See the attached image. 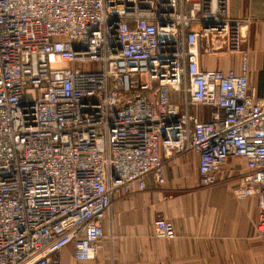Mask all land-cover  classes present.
I'll list each match as a JSON object with an SVG mask.
<instances>
[{
	"label": "built area",
	"instance_id": "2783aa9c",
	"mask_svg": "<svg viewBox=\"0 0 264 264\" xmlns=\"http://www.w3.org/2000/svg\"><path fill=\"white\" fill-rule=\"evenodd\" d=\"M249 25L229 0H0V264H61L68 245L94 260L113 196L165 183L163 150L197 155L203 187L243 159L236 197L258 200L264 242ZM234 54L240 74L219 66Z\"/></svg>",
	"mask_w": 264,
	"mask_h": 264
},
{
	"label": "crops",
	"instance_id": "0c3cea01",
	"mask_svg": "<svg viewBox=\"0 0 264 264\" xmlns=\"http://www.w3.org/2000/svg\"><path fill=\"white\" fill-rule=\"evenodd\" d=\"M229 15L250 20L243 47L249 86L257 98H264V0H229ZM242 62L243 56L234 54L219 66L240 74ZM160 156L165 183L157 185L150 174L145 191L115 194L95 259L77 261L73 245H68L59 255L61 264H264V242L257 236L258 200L239 199L235 193L247 172L245 161L229 159L218 183L203 187L197 155L174 157L163 150ZM160 217L174 224L175 239L155 237Z\"/></svg>",
	"mask_w": 264,
	"mask_h": 264
}]
</instances>
